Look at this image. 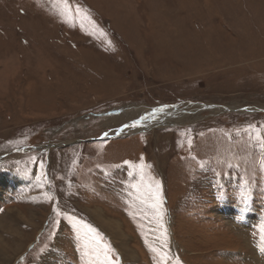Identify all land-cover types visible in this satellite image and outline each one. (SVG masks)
Returning a JSON list of instances; mask_svg holds the SVG:
<instances>
[{
    "label": "rangeland",
    "instance_id": "374dc122",
    "mask_svg": "<svg viewBox=\"0 0 264 264\" xmlns=\"http://www.w3.org/2000/svg\"><path fill=\"white\" fill-rule=\"evenodd\" d=\"M0 247L264 264V0H0Z\"/></svg>",
    "mask_w": 264,
    "mask_h": 264
},
{
    "label": "water",
    "instance_id": "95a60500",
    "mask_svg": "<svg viewBox=\"0 0 264 264\" xmlns=\"http://www.w3.org/2000/svg\"><path fill=\"white\" fill-rule=\"evenodd\" d=\"M181 105V104H180ZM180 105H178V106H180ZM178 106H176L175 107V109L178 107ZM192 106H194V107H197V108H195V110H194V113L195 112H200V111H205V110H208V109H214L215 107H218L220 110L221 109H223L222 111H229V108H227V107H224V106H208V105H205V104H193ZM164 110V113L165 114H167V115H173L174 114V112H172V111H170V112H168L170 109H163ZM246 112H250V113H256V112H261V111H263V109H257V108H253V109H244ZM157 112V111H156ZM153 113H155V112H153ZM162 114V112L161 111H159L158 112V115H161ZM156 116H154V117H152V118H155ZM154 122H155V124H151L150 122L151 121H146V120H142V121H140V123L139 124H137L135 127H138V126H140L141 124H143V122H144V126H148V127H153V128H159L160 126H162V127H166V126H171V125H175L176 123H171V121H168V120H159V121H157V120H153ZM146 123V124H145ZM132 124H134V123H132ZM149 125H151V126H149ZM126 128H131V126H129V127H126ZM128 132H127V130H121L120 132H118L116 135H115V137H118V136H120V135H123V134H127ZM61 146H63V147H68V146H70V143L69 144H63V145H61Z\"/></svg>",
    "mask_w": 264,
    "mask_h": 264
},
{
    "label": "snow or ice",
    "instance_id": "6c2138e0",
    "mask_svg": "<svg viewBox=\"0 0 264 264\" xmlns=\"http://www.w3.org/2000/svg\"><path fill=\"white\" fill-rule=\"evenodd\" d=\"M156 111L157 112L163 111V109H157ZM142 119L146 120V119H148V117H143ZM139 123H140V121H136V122H134V124H132L130 126L135 127ZM125 127H129V125H126ZM41 167H43V165H41ZM141 167H143V165H141ZM155 196H156V205L159 206L160 204L163 203L162 190H161V186L159 185V183H157V185H156ZM87 227L89 228V231H91L92 233L95 234L96 237H99V233L96 231V229L91 228V226H87ZM107 251L111 252V249L109 248ZM106 259H107V256H106ZM108 264H112V262L108 261Z\"/></svg>",
    "mask_w": 264,
    "mask_h": 264
},
{
    "label": "bare ground",
    "instance_id": "6f19581e",
    "mask_svg": "<svg viewBox=\"0 0 264 264\" xmlns=\"http://www.w3.org/2000/svg\"><path fill=\"white\" fill-rule=\"evenodd\" d=\"M221 110H223V109H221ZM218 111H219V110H218ZM179 112H180V113H184V114H188V113H189V112H184L183 110H180ZM63 144H65V143H63ZM63 144H62V145H63ZM98 214H99V213H98ZM100 219H101V217H100ZM104 221H106V219H105ZM109 223H110V222H109ZM114 223H115V222H114ZM118 223H119V222H118ZM100 224H101V222H100ZM102 225H103V224H102ZM116 225H118L117 227L120 226L119 224H116ZM107 226H108V225H107ZM1 229H2V228H1ZM112 230H113V228H112ZM112 230H111V231H112ZM116 232H117V231H116ZM121 232H122V231H121ZM121 232H120V233H121ZM123 235H124V234H123ZM123 235H120V237L123 236ZM121 239H122V238H121ZM121 239H120V240H121ZM124 239H125V238H124ZM119 244H120V245H123L124 247H125V245H126V244L123 243V242H120ZM0 248H1V247H0ZM127 248H128V247H127ZM124 249H126V248H124ZM126 250H127V249H126ZM127 251H128V250H127ZM262 254L264 255V251L262 252ZM254 256H256V259H257V261L259 262L260 260H259V258H258V256H257L256 253H255ZM130 257H131V258H134V256H130V255H129L128 258H130ZM263 260H264V259H263ZM256 263H257V262H256ZM259 263H260V262H259ZM259 263H258V264H259Z\"/></svg>",
    "mask_w": 264,
    "mask_h": 264
},
{
    "label": "flooded vegetation",
    "instance_id": "af4514ba",
    "mask_svg": "<svg viewBox=\"0 0 264 264\" xmlns=\"http://www.w3.org/2000/svg\"><path fill=\"white\" fill-rule=\"evenodd\" d=\"M195 108H197V107H195ZM195 108H194V109H195ZM194 109H193V110H194ZM214 109H216V108H214ZM217 109H218V108H217ZM219 110H220V109H219ZM170 111H172V112L175 113V112H176V109H175V108L170 109L168 112H170ZM205 111H206V110H205ZM209 111H213V108H212V109H209Z\"/></svg>",
    "mask_w": 264,
    "mask_h": 264
}]
</instances>
